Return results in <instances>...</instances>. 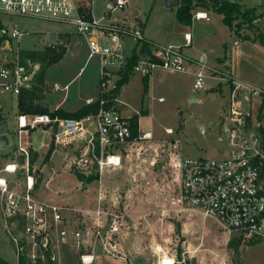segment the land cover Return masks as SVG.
<instances>
[{"label":"rangeland","instance_id":"rangeland-1","mask_svg":"<svg viewBox=\"0 0 264 264\" xmlns=\"http://www.w3.org/2000/svg\"><path fill=\"white\" fill-rule=\"evenodd\" d=\"M91 1L93 17L101 20L102 24L112 22L120 24L122 29L129 30L140 28L142 37L146 35L160 45L183 46L188 58L185 62L186 71L156 69L149 79L147 91L143 76L134 72L129 79L132 80L130 97L121 95L122 86L118 96L109 98V105L124 115L132 117L134 114H140L141 135L146 130L152 132L149 139H139L117 149L123 154V166H105L103 172L96 163L91 165L90 169L79 170L76 165L66 168L65 150L63 151L62 147L56 148L53 127L39 126L31 130L28 138L31 157L36 155V162L32 166L30 164V172L36 174L39 169L42 173L35 192L37 198L42 202L77 209L95 205L97 193L102 189L107 204L126 212L122 231H129L132 235L147 240L146 243L153 248L157 256L169 254L178 262L176 264H264V240L255 244L243 242L238 255L229 245L231 238L237 236L234 232H225L213 219H206L185 208L180 202L181 173L176 164L180 158L187 156L221 158L225 155L227 141L219 140V134L229 99V87L226 82L209 78V66L217 56L227 52L231 74L250 85L264 89V46L259 42L240 41L223 23L221 14L214 15L208 4V7L199 4L194 10L193 19H200L197 18V13L205 12L208 17L213 16L211 21H195L190 27L179 21L178 5L170 6L167 0H131L124 10L109 16L107 0ZM237 1L247 4L246 6H256L258 11L264 12V0ZM0 21L3 25L0 33L4 28H10L13 23H18L24 31L18 40L11 41V49L2 48L1 45L7 43L6 39L2 42L0 63H3L5 58L11 59L19 49H39L47 39L55 40L53 33L69 32L65 33L70 35L66 53L59 63L49 67L46 74L44 92H47V104L50 108L62 103L63 109L74 111L87 104L88 99L93 98V101H96L102 97L99 57L89 56L87 40L83 35L76 33L74 25L10 15L3 11H0ZM187 31L193 33V45L186 44ZM124 40L125 54L130 55L136 45L135 38L125 36ZM204 53L206 60L196 64L195 61H200ZM195 68L202 69L209 75L206 90L194 88L192 71ZM122 72L124 71H111L108 77L112 83L109 85H115L102 94L111 96L122 78ZM54 83H59L62 87L69 84V89L67 92L52 89ZM194 95L200 99L192 100ZM17 99L12 93H6L2 97L6 115L2 113L0 131L4 129L7 132L10 145L0 146V168L12 161L18 142L15 132L16 115L20 112ZM36 102L43 105L41 100ZM45 103L43 106L50 109ZM257 108V102L253 100L255 115H258ZM92 127L91 125L90 128ZM168 128L173 132L169 133ZM52 145L55 146L50 153ZM77 146L80 148L76 149ZM84 149L85 145L76 141L66 151L71 156H80ZM18 161L22 165L24 157L19 156ZM92 172L93 175L98 172V178L84 186L77 177L78 173H83L88 179ZM25 174L26 169L19 167L16 175H10V179L23 181ZM12 184H15L14 181ZM62 228L64 227L61 224L52 232L58 255L56 264H80L78 249L59 235ZM121 232L117 236L120 253ZM96 247L100 252L96 254V260L92 264H121L122 261L125 264L122 258L102 252L99 245ZM96 247L93 245V248ZM0 253L6 260L16 262L1 212ZM178 255L185 258L183 263L178 260Z\"/></svg>","mask_w":264,"mask_h":264},{"label":"built area","instance_id":"built-area-1","mask_svg":"<svg viewBox=\"0 0 264 264\" xmlns=\"http://www.w3.org/2000/svg\"><path fill=\"white\" fill-rule=\"evenodd\" d=\"M131 0H107V16L124 10ZM0 11L10 15L40 18L48 21L72 24L76 33L83 35L90 49V57L98 56L101 66L100 92L111 89V71H124L130 55L125 54V36L135 42L142 40L141 29H122L120 24H102L93 17L91 0H0ZM208 17L198 12L197 18ZM130 32V33H129ZM6 34L2 48L24 34L18 23L4 28ZM186 44L191 43V34H185ZM136 46V45H135ZM151 54H140L134 71L142 76L151 75L158 68L186 71L188 59L181 45L151 43ZM20 50V49H19ZM19 50L10 59L0 63V104L6 93L19 96L21 90L30 87L39 65L31 70L20 60ZM134 50V49H133ZM139 50V48H138ZM32 64H30L31 66ZM194 88H207L209 75L204 70L194 72ZM229 87V99L221 122L219 140L227 141V150L221 158L183 157L176 163L181 173L180 202L186 209L213 219L225 232L235 233L242 242L264 240V89L235 78L222 69L210 68V76ZM219 82V83H220ZM115 87V86H114ZM53 88L68 91L69 84L55 83ZM109 99H101L105 105L94 114L82 118H62L49 113H18V142L12 161L0 168V212L16 255V262L25 255L28 264H46L47 251L51 260L58 261L53 229L63 225L59 235L80 254V264L95 261L93 245L114 257L127 259L118 250L117 236L122 231L126 212L115 209L105 201L100 189L96 203L90 207L71 208L42 202L37 198L35 173L30 172V131L39 126L53 127V141L65 150V167L76 165L79 170L90 169L97 164L103 172L105 166L122 164V152L118 148L128 146L139 139H149L152 132L132 140L130 116L114 106H106ZM253 100L257 102L258 115L253 113ZM92 102V101H89ZM93 126L92 129L90 126ZM171 133L173 130L168 129ZM88 134V135H86ZM82 141L85 149L80 156H71L66 149ZM80 148L77 146L76 149ZM19 156L24 157L20 165ZM19 167L26 169L24 180H11ZM14 181V185L12 182ZM92 248L91 250H88ZM86 250V251H84ZM159 257L160 264L178 263L169 254ZM169 262H166L168 261Z\"/></svg>","mask_w":264,"mask_h":264},{"label":"trees","instance_id":"trees-1","mask_svg":"<svg viewBox=\"0 0 264 264\" xmlns=\"http://www.w3.org/2000/svg\"><path fill=\"white\" fill-rule=\"evenodd\" d=\"M209 8L213 11L222 15L224 24L231 30V32L236 35L240 40H251L258 41L264 46V12L258 11L256 6H245L239 1L233 0H180L178 5L177 16L181 23L185 25H191L193 23L194 10L198 5ZM208 4V6H207ZM261 20V21H260ZM260 21V22H259ZM145 25V24H143ZM145 27V26H143ZM3 25L0 21V29ZM60 42L57 44H46L43 48L39 49H20L19 56L23 64H26L31 70L33 66L38 64L39 68L35 71L33 78L31 80L30 87L23 88L20 95L18 96V106L20 113H49L52 116H59L62 118H82L88 114L97 113L101 107L105 105L101 104V99H109L112 96H118L121 87L129 81L131 76L134 74V64L137 61L140 54H151V42L147 38L138 40L136 46L134 47L133 53L129 58L128 65L124 72H122V78L119 81L115 90H113L111 96L108 94H100L102 97L99 100L88 102L87 104L81 106L74 111H66L63 108H58L55 110H50L36 101L44 99V87H45V77L49 67L57 64L63 58L67 51V45L70 41L69 34H60ZM6 34H0V45L6 39ZM139 48V50H138ZM226 57L222 58L223 61ZM30 64H32L30 66ZM150 75L143 76V81L145 84L146 91L149 86ZM110 101L106 106H109ZM4 115V114H3ZM140 114H134L130 118L132 137L134 140L138 138L141 134L139 125ZM2 119V112L0 111V120ZM55 146V145H54ZM54 146H51L50 153L53 151ZM37 154V153H35ZM36 162V155L31 157V166ZM83 173H78L77 177L84 183V186L94 179H97L98 172L88 179L85 178ZM36 181L35 186L39 187V178ZM87 179V180H86ZM259 241H251L249 244H255ZM242 240L240 237H233L229 241V245L234 248L236 254H240V246L242 245ZM47 261L46 264H56L51 260L50 251H47ZM0 264H14L6 260L0 253ZM19 264H28V259L25 255L20 258ZM242 264V263H238Z\"/></svg>","mask_w":264,"mask_h":264},{"label":"crops","instance_id":"crops-1","mask_svg":"<svg viewBox=\"0 0 264 264\" xmlns=\"http://www.w3.org/2000/svg\"><path fill=\"white\" fill-rule=\"evenodd\" d=\"M237 1V0H235ZM242 1V0H241ZM247 5V4H246ZM245 5V6H246ZM214 15L217 13V12H213ZM213 17V16H212ZM210 15L208 18H202V19H193V23L191 25H187V26H190L192 27L194 22L195 21H202V20H207V21H211V18H212ZM222 17V15H221ZM223 21V19H222ZM224 23V22H223ZM144 26V25H143ZM65 33H69V32H65V31H59V32H56V33H53L55 34V40H53L52 38L50 39H47V42L45 41L43 43V45L40 47V48H43L46 44H57L58 42H60V34H65ZM186 33H190L191 34V43L190 45H193L194 44V36H193V33H191L190 31H187ZM1 34V33H0ZM143 34H144V27H143ZM215 34V33H214ZM66 35V34H65ZM145 38H147L151 43H155V44H159V43H156L154 42V40L146 35H144ZM241 41V40H240ZM247 41H251V40H247ZM252 42H258V41H252ZM5 43H3L1 46H3ZM70 44V43H69ZM68 44V45H69ZM67 45V46H68ZM263 46V45H262ZM68 48V47H67ZM224 57H227V60L226 58L221 61L222 58ZM206 60V54L204 53L200 59V61H195L196 64H198L199 62H204ZM194 62V64H195ZM195 64V65H196ZM210 68H220V69H223L224 71H227L229 73H231L230 71V60L228 59V54L227 52L223 55H220V56H217L215 61L214 62H211V66H209ZM196 68L194 69V71H192V74L194 76V79H195V75H194V72H195ZM136 74V73H135ZM141 75V74H140ZM152 75V74H151ZM151 75L149 77V79H151ZM132 83V80H130L128 83H126L125 85H123L122 87V90H121V95L122 96H129L130 97V85ZM55 84V83H54ZM53 84V85H54ZM45 86H46V77H45ZM52 89H53V86H52ZM206 90V89H205ZM193 95V94H192ZM66 96V95H65ZM3 97V96H2ZM2 97H1V104H0V111L4 114L5 113V110L2 106ZM18 97V96H17ZM66 98V97H65ZM197 98V99H196ZM198 100L200 99L199 96H193L192 97V100ZM95 99L93 98H90L87 100V102L89 101H93ZM64 101V100H63ZM41 102H43V105H44V102H46L45 104H47V92H44V99L41 100ZM17 103H18V99H17ZM48 106V104H47ZM49 107V106H48ZM50 108V107H49ZM58 108H62V103H58L57 105H55L54 108H50V110H55V109H58ZM18 109H19V106H18ZM65 110V109H64ZM66 111H73V110H66ZM20 113V112H19ZM6 115V114H4ZM128 116V115H127ZM16 118H17V115H16ZM1 127V125H0ZM141 129V128H140ZM169 129V128H168ZM2 134H6L8 139H9V136L7 134V132L3 129L2 131H0V136ZM79 142H82V141H79ZM9 145H10V139H9ZM60 146H56V148H59ZM61 149V148H60ZM123 156V154H122ZM121 166H123V157H122V164ZM38 170V169H37ZM36 170V171H37ZM39 174H42L41 171ZM39 176V175H38ZM38 176L37 179H38ZM49 183V182H48ZM38 187H36V190H37ZM147 240H143L141 238V236H134L132 235L129 231H122L121 232V238H120V246H121V253L123 256L126 257L127 259V262L126 264H160L159 263V257L157 256V254H155L153 252V248H151L148 243H146ZM94 253H95V260H96V257L98 255V253L100 252V249H97L94 248ZM97 254V255H96ZM185 261V258L182 260V263ZM95 262V261H94ZM121 264H124L123 261Z\"/></svg>","mask_w":264,"mask_h":264},{"label":"water","instance_id":"water-1","mask_svg":"<svg viewBox=\"0 0 264 264\" xmlns=\"http://www.w3.org/2000/svg\"><path fill=\"white\" fill-rule=\"evenodd\" d=\"M167 3H168V5H170V6H177V5L180 4V0H167ZM196 99H197V98H196ZM194 100H195V99H194ZM8 145H9V139H8L7 135H6V134H2V135L0 136V146H1V147H6V146H8ZM39 173H40V170L38 169V170L36 171V176H38ZM178 260H179L180 262L183 260V258H182L181 255H178Z\"/></svg>","mask_w":264,"mask_h":264}]
</instances>
